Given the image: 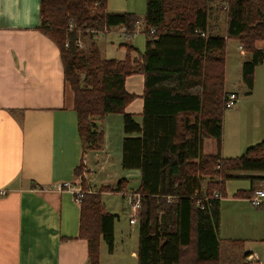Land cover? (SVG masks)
Here are the masks:
<instances>
[{"label":"trees","instance_id":"trees-1","mask_svg":"<svg viewBox=\"0 0 264 264\" xmlns=\"http://www.w3.org/2000/svg\"><path fill=\"white\" fill-rule=\"evenodd\" d=\"M40 12L39 29L60 47L65 79L75 94L84 152L104 140L95 117L123 116L122 167L141 172L138 264H223L221 199L227 197V181H256L260 177L237 172H264V140L239 156L221 154L226 47L236 38L250 54L243 81L251 93L255 69L264 63V0H147L144 19L110 11L108 0H41ZM221 12L225 35L214 31ZM138 22L147 42L134 59L128 44L125 59L105 58L90 32L123 25L133 35ZM78 35L88 38L86 50L66 46ZM137 71L145 75L141 123L126 110L138 96L128 91L126 80ZM209 139L216 152L205 151ZM82 168L83 163L77 175ZM127 183L123 178L84 195L79 237L88 241L90 264H100L102 240L114 250L118 215L107 211L101 194L125 192ZM83 187L88 188L84 179ZM256 190H238L235 196L248 198Z\"/></svg>","mask_w":264,"mask_h":264},{"label":"crops","instance_id":"crops-1","mask_svg":"<svg viewBox=\"0 0 264 264\" xmlns=\"http://www.w3.org/2000/svg\"><path fill=\"white\" fill-rule=\"evenodd\" d=\"M119 2L125 0H108L109 10L126 12V8L115 6ZM40 9L41 0H0V264H90L88 241L79 237L81 205L74 202L70 192L56 186L78 179L76 168L84 163L87 186L95 190L88 152L101 153L102 169L115 159V153L122 164L125 134L123 129L113 150L105 130L101 147L84 152L75 94L65 79L60 47L39 29ZM226 29L219 33L225 35ZM214 31H219L218 27ZM97 43L103 54L106 47L99 38ZM126 44L117 59L127 57L128 46L133 59L146 48V43L143 49L133 42ZM242 56L241 79L250 54ZM263 72L261 63L255 69L253 90L244 97L225 88L228 93L235 92L238 101L224 111L222 156L242 155L264 140ZM228 78L226 61L225 86ZM144 86L142 71L127 77L128 91L138 96L126 110L139 123L143 120ZM98 120L102 123L104 116ZM205 151L216 152L212 139L206 140ZM116 164L112 161L113 166ZM237 174L260 178L227 181L239 183L232 199L228 194L221 199L222 261L226 255V264H264V203L254 206L247 197L235 196L238 190L264 189V172ZM225 200L230 204L224 210ZM100 251L103 254L102 243ZM132 255L137 258V251Z\"/></svg>","mask_w":264,"mask_h":264},{"label":"rangeland","instance_id":"rangeland-1","mask_svg":"<svg viewBox=\"0 0 264 264\" xmlns=\"http://www.w3.org/2000/svg\"><path fill=\"white\" fill-rule=\"evenodd\" d=\"M115 6L126 8L125 11L133 12L138 15L141 19H144L146 10H147V0H125V2H119L115 4ZM220 18L216 21V26L214 27L218 32L224 31L226 24V16L219 14ZM215 22V21H214ZM112 28V29H111ZM109 28V32L103 33L99 36V42L101 46L106 47V51L103 54L107 58H116L119 57L122 50L124 49L125 43L129 44V42H133L140 49L145 47V43L147 40L146 33L143 32H135L133 35H130L129 38H126V34L119 31L118 28L111 27ZM97 38V39H98ZM87 45L80 49L86 50L88 48L89 40L86 39ZM123 43V44H122ZM240 43L236 38H230L227 42L226 47V61L227 66L229 68V78L226 82L225 88L227 90H235L237 91L241 97H244L247 91V86L243 79H241V74L239 71V61L242 59V55H247V51L241 52ZM264 73V72H263ZM260 77V76H259ZM264 77V75H263ZM120 113H113L104 116V120L99 124V118L95 117V121L97 123V129L101 131L105 130L108 134V142L111 143V147L114 150V147L117 145L118 138H120L121 133H123V118ZM102 118V117H101ZM92 150V149H89ZM101 153L96 154V151H89L87 155V163L91 166V178L92 184L96 188L102 187V185L111 184L115 186L117 182L125 177L128 180V183L125 187V192H102V201L110 213L117 214L118 217L115 220V233H114V250L111 252L109 250L108 244L102 240L103 254H100V263L101 264H138V260L136 257L132 255L133 251L138 250V240H139V223L138 220L135 219L131 215V205L132 200L130 198V193L136 192V189L140 186L141 183V172L138 169H124L121 164V157L119 159L116 153L114 154V160L116 166L112 165V161L110 164H105L106 167L102 169L101 160H99V156ZM86 167L83 163L82 173L84 176V180H86ZM80 175V176H81ZM79 176V175H78ZM208 178L204 180V188L206 186V182ZM238 180H230L227 184V194L230 196L228 199H232L233 193L236 189L234 187L238 184ZM88 185V184H87ZM93 189V188H92ZM229 200L223 201L224 210L227 205L230 204ZM249 203V202H248ZM251 203V202H250ZM249 203V204H250ZM222 210V211H224ZM234 246V250H238V246ZM226 252V250H224ZM227 263L226 255L224 257L223 264Z\"/></svg>","mask_w":264,"mask_h":264},{"label":"built area","instance_id":"built-area-1","mask_svg":"<svg viewBox=\"0 0 264 264\" xmlns=\"http://www.w3.org/2000/svg\"><path fill=\"white\" fill-rule=\"evenodd\" d=\"M70 29H73L74 26L71 23L70 24ZM109 28L111 27H104L102 29L96 30L93 29L90 32L96 37L98 38L99 36H101L103 33L105 32H109ZM115 28H118L120 32L125 33L126 34V38H129V34L126 32L127 29L125 26L123 25H119V26H115ZM112 29V28H111ZM144 30L143 28V23L142 22H138L137 26H136V31L142 32ZM155 30L151 29V32L153 33ZM75 46L77 49H82L87 45V42L84 40V38L81 35H78L77 38H75V40H71L70 38L66 41V46ZM240 49H244L243 45H240ZM238 101V97L237 94L235 92H229L226 95L225 98V104L226 107L230 108V107H234L236 106ZM83 178L84 176H78V179L74 180V181H64L61 182L59 184H57V189L60 191H68L72 194L73 196V200L74 202H76L77 204L81 205L84 199V195L86 192H91L94 189L92 188H87L85 189L83 187ZM86 178V177H85ZM130 198L132 200V205H131V215L137 219L138 215L140 213V208H141V202H140V195L137 192L134 193H130ZM248 200L251 202L252 205L254 206H260L264 203V189H257L251 196L248 197Z\"/></svg>","mask_w":264,"mask_h":264}]
</instances>
